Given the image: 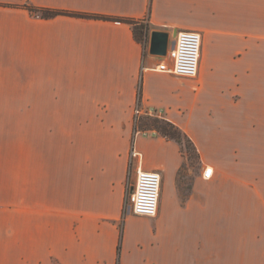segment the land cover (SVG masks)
<instances>
[{"label": "crops", "instance_id": "obj_1", "mask_svg": "<svg viewBox=\"0 0 264 264\" xmlns=\"http://www.w3.org/2000/svg\"><path fill=\"white\" fill-rule=\"evenodd\" d=\"M152 30L201 33L196 77L157 69ZM4 94L26 101L0 97V264H264V0H0ZM139 168L154 217L124 209Z\"/></svg>", "mask_w": 264, "mask_h": 264}, {"label": "built area", "instance_id": "obj_2", "mask_svg": "<svg viewBox=\"0 0 264 264\" xmlns=\"http://www.w3.org/2000/svg\"><path fill=\"white\" fill-rule=\"evenodd\" d=\"M202 48L201 33L194 30H182L178 32L175 43L168 49L166 57L170 63L164 62L157 69L174 73L185 77H196L199 72ZM153 109L146 112L137 106L134 114L136 120L144 114L154 115ZM138 155L132 151V157ZM214 170L206 167L204 177L211 178ZM162 176L159 172L138 169L135 189L129 194L127 202L129 208L135 214L154 217L159 206Z\"/></svg>", "mask_w": 264, "mask_h": 264}, {"label": "trees", "instance_id": "obj_3", "mask_svg": "<svg viewBox=\"0 0 264 264\" xmlns=\"http://www.w3.org/2000/svg\"><path fill=\"white\" fill-rule=\"evenodd\" d=\"M31 11L34 12H38L40 13L42 16H55L58 14H74L72 12H68V11H62V10H55V9H51V8H42V7H34V6H27ZM83 16H93V17H97V18H103V19H117V20H121V21H126L128 23H130L132 26H134L135 32L137 33V26H143V34H144V25L139 23V21L135 20V19H131V18H113L110 16H106V15H86V14H80ZM146 34H148V31L146 32ZM137 36V34H136ZM138 37V36H137ZM148 124H150L152 127H154L155 129H157L162 135L168 137V138H172L177 140L178 142L182 143V138L180 136H183L184 140L191 143L193 145V147L196 149L193 141L174 123L165 120V119H160L158 117H149L148 118Z\"/></svg>", "mask_w": 264, "mask_h": 264}, {"label": "rangeland", "instance_id": "obj_4", "mask_svg": "<svg viewBox=\"0 0 264 264\" xmlns=\"http://www.w3.org/2000/svg\"><path fill=\"white\" fill-rule=\"evenodd\" d=\"M137 36L140 39L144 38L143 35V26H137ZM1 100L3 101H26V95L25 94H4L1 95ZM19 113H25L26 111H18ZM150 116H142L139 119H135L136 123L138 124L137 127L140 130H148L150 128H154L152 127L150 124H148V118ZM136 118V117H135ZM161 119V118H160ZM155 129V128H154ZM156 133H160L159 131H156ZM182 138V150L184 152V154L186 155V157L188 158L187 160V164L190 167H194V166H200L199 162L200 159L198 157L197 151L196 149L193 147V145L187 141H185L183 136H180ZM184 138V139H183ZM124 209L126 212H129V204L127 202V198L125 200L124 203Z\"/></svg>", "mask_w": 264, "mask_h": 264}, {"label": "water", "instance_id": "obj_5", "mask_svg": "<svg viewBox=\"0 0 264 264\" xmlns=\"http://www.w3.org/2000/svg\"><path fill=\"white\" fill-rule=\"evenodd\" d=\"M178 32H174V38H177ZM170 43V33L163 30H152L149 39L150 53L159 56H166Z\"/></svg>", "mask_w": 264, "mask_h": 264}]
</instances>
